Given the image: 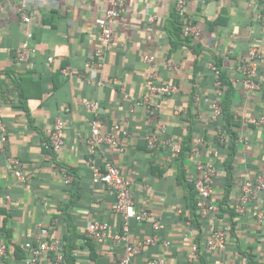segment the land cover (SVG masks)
I'll list each match as a JSON object with an SVG mask.
<instances>
[{"label":"crops","instance_id":"0c3cea01","mask_svg":"<svg viewBox=\"0 0 264 264\" xmlns=\"http://www.w3.org/2000/svg\"><path fill=\"white\" fill-rule=\"evenodd\" d=\"M175 5L176 0H126L98 78L92 79L85 64L100 45L95 19L110 7V0H0V91L8 129L5 143L0 137V244L6 247L0 264H25V243L36 242L41 228L49 230L46 241L57 242L61 250L67 236L75 239L72 264H119L126 242L87 230L92 221H106L112 234L122 233L115 192L103 182H93L94 168H104L106 160L131 180L135 207L151 213L146 221H130L129 242L137 244L157 234L153 244L134 255V264H149L157 257H163L164 264H189L193 243L199 244L195 264L264 261V217L259 222L257 216L259 211L264 214V192L246 205L244 213L235 211L242 183L264 173V124L249 121L264 113V84L249 91L239 84L236 72L240 57L251 47L264 46V22L259 19L264 3L188 0L186 14L180 17L183 30ZM24 11L31 18L28 24L22 20ZM185 24L200 27L201 34L186 33ZM28 29L33 31L36 53L30 61L18 62L15 50ZM147 54L155 61L147 62ZM170 63L176 68H169ZM211 64L220 69L224 85L230 81L235 87L234 183L226 203L224 161L231 136L224 127L225 92L217 97ZM66 67L72 75L62 72ZM153 70L159 83L175 84L178 91L151 94L150 112L138 102L148 91L146 80ZM258 80L264 81V61ZM87 101L98 102L101 130L120 142L119 147L98 146L93 164L88 163L87 138L96 114ZM215 102L222 107L216 120ZM57 117L64 121L65 143L52 151L47 143ZM148 134L157 137L156 147L147 145ZM199 138L204 142L198 143ZM175 143L181 145L180 152L174 150ZM197 143L194 158L190 151L186 155L185 147ZM11 156L21 160L23 178L11 169ZM198 159L217 167L211 201L221 209L196 218L188 207V182L193 183L198 173ZM67 175L70 183L65 182ZM156 220L161 223L158 231L152 225ZM213 227L226 229L224 250L205 246ZM58 253L47 250L40 264H68Z\"/></svg>","mask_w":264,"mask_h":264},{"label":"built area","instance_id":"2783aa9c","mask_svg":"<svg viewBox=\"0 0 264 264\" xmlns=\"http://www.w3.org/2000/svg\"><path fill=\"white\" fill-rule=\"evenodd\" d=\"M264 3V0H262ZM126 0H110V7L105 12L95 19L96 25L100 29V45L95 49L91 57L86 61L85 67L92 75V79H97L99 69L103 65L104 58L113 42L116 34V20L125 7ZM188 0H176L175 10L180 17H184L187 11ZM260 21L264 22V12L259 14ZM22 20L28 24L31 20L30 15L24 11L22 13ZM184 31L192 36H199L201 34V28L191 24L184 25ZM33 39V31L28 29L25 33V39L15 50V58L18 62H28L31 60L33 55L36 53V48L31 44ZM49 61L53 60L52 57L48 58ZM144 59L147 62H154L155 56L152 54L145 55ZM264 61V46L251 47L248 50L246 56L239 58V62L236 66V72L239 75L238 82L241 86L249 91H256L261 88L264 81L258 80L259 64ZM169 68L175 69L176 65L170 63ZM210 68L213 73V81L215 86V92L217 97H222L224 93V86L221 77L220 69L215 65L211 64ZM62 72L65 75H72L68 67L63 68ZM98 84L102 85L101 79H98ZM148 85V91L145 96L139 101V104L147 106L148 111L153 112L152 107L149 104V98L151 94H161L163 96H169L178 91L175 84H162L158 81V72L152 71L146 80ZM3 98L4 94L0 91V137L3 143L7 141L8 129L3 119ZM85 105L92 110L96 117L92 121L91 134L87 138L89 145V151L91 156L89 157L88 163L93 164V154L96 152V148L103 143L110 144L114 147H119L120 142L117 137L111 133H103L101 130L102 122L99 118V104L97 101H87ZM213 118L216 120L222 114V107L219 102L214 103ZM249 121L256 124H264V113L257 118H251ZM114 130H120L119 125L113 126ZM164 130V129H162ZM64 121L62 118L57 117L52 127L47 147L52 151L60 150L65 141L63 138ZM122 134L126 135L127 131L123 130ZM223 140L224 134H220ZM204 142L203 138L198 139V143ZM198 143L194 145L190 150V157L194 158L195 153L198 151ZM147 145L150 148L157 146V137L153 134L147 135ZM174 150L176 152L181 151V145L179 143L174 144ZM217 152H215L216 154ZM8 162L14 173L23 178L22 163L17 157H8ZM195 166L197 170L196 177L192 180L195 185L197 193L196 202L199 213L202 217L209 214L215 215L219 212L220 207L217 203L211 201V193L213 190V180L217 174V167L213 161L195 160ZM72 177L67 175L65 182L70 183ZM93 182H103L108 185L115 192V210L121 215L122 233L112 234L109 230V224L106 221H92L88 224L87 230L89 233L96 237H112L116 240H122L126 242V252L124 257L120 260L119 264H134L132 258L134 255L139 253L144 246L153 244L157 239V234L151 237H146L137 244L129 242L130 232V221L134 220L137 222L146 221L151 215L148 210H138L135 207L133 194L131 191V180L124 176L119 167L113 164L112 161L106 160L104 168H94L93 170ZM264 192V173L257 178L256 181H245L241 185V193L238 203L235 204V211L237 213H244L246 205L251 201L257 199L261 193ZM258 220L262 222L264 214L262 211L258 212ZM153 229L158 231L161 228V223L156 220L153 222ZM49 234V230L41 228L40 232L36 235V242L27 241L25 248L29 253L25 264H40V259L44 253L49 249L58 250V257L63 258V252L57 242L52 244L48 243L45 237ZM205 246L208 250H224L226 248V229L213 227L210 236L205 241ZM5 245L0 244V254L5 252ZM199 249L198 243H193L191 250L187 254L189 264L194 263V256ZM165 259L163 257H157L151 259L149 264H164ZM248 264H264V261L260 263H248Z\"/></svg>","mask_w":264,"mask_h":264},{"label":"trees","instance_id":"16d2710c","mask_svg":"<svg viewBox=\"0 0 264 264\" xmlns=\"http://www.w3.org/2000/svg\"><path fill=\"white\" fill-rule=\"evenodd\" d=\"M176 18H177V24L178 25L181 24L180 29L183 30L181 18L177 13H176ZM221 77H222L224 92H225L224 99L221 101V104L223 107V114H224L223 116L224 127L230 133V136H231V140L228 144V150H229L228 157L224 161V168L227 171L226 180H225V196H224V202L226 203L227 199H229L230 197V194L232 192L233 183H234L233 158H234V154L236 150V145H235V134L231 132V126H232L231 102H232L233 94L235 91V87L230 81H226L227 84L225 83L224 85L222 73H221ZM190 150H191V146L185 147L184 151L186 155L189 153ZM188 183H189V190H190L188 207L191 210V212L195 215V217L197 218L200 213H199L197 202H196L197 193L195 190V185L194 183H190V182ZM75 249H76L75 239L72 236H67L65 238V245L62 247V252H63V260L65 259L68 264L73 263Z\"/></svg>","mask_w":264,"mask_h":264}]
</instances>
